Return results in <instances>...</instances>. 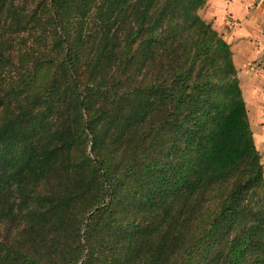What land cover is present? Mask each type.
I'll use <instances>...</instances> for the list:
<instances>
[{
  "label": "trees",
  "instance_id": "obj_1",
  "mask_svg": "<svg viewBox=\"0 0 264 264\" xmlns=\"http://www.w3.org/2000/svg\"><path fill=\"white\" fill-rule=\"evenodd\" d=\"M206 1L0 0V264H264L261 154Z\"/></svg>",
  "mask_w": 264,
  "mask_h": 264
},
{
  "label": "crops",
  "instance_id": "obj_2",
  "mask_svg": "<svg viewBox=\"0 0 264 264\" xmlns=\"http://www.w3.org/2000/svg\"><path fill=\"white\" fill-rule=\"evenodd\" d=\"M201 14L229 44L254 140L264 159V0H207ZM264 170V160H262Z\"/></svg>",
  "mask_w": 264,
  "mask_h": 264
},
{
  "label": "rangeland",
  "instance_id": "obj_3",
  "mask_svg": "<svg viewBox=\"0 0 264 264\" xmlns=\"http://www.w3.org/2000/svg\"><path fill=\"white\" fill-rule=\"evenodd\" d=\"M92 20L91 19H87V22H91ZM93 24V23H92ZM93 27H95V25L93 26ZM25 34V33H24ZM26 35V34H25ZM241 91H242V89H241ZM243 95V94H242ZM253 129H254V134H256L255 133V128L253 127ZM252 133H253V131H252ZM254 134H253V136H254ZM86 153H89V147H88V145L86 146ZM78 159H79V157H77ZM262 160H264L263 159V156L261 157V161Z\"/></svg>",
  "mask_w": 264,
  "mask_h": 264
}]
</instances>
